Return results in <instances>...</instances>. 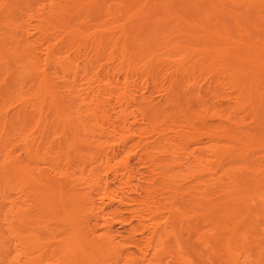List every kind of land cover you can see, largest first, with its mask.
Returning a JSON list of instances; mask_svg holds the SVG:
<instances>
[{"label":"bare ground","instance_id":"obj_1","mask_svg":"<svg viewBox=\"0 0 264 264\" xmlns=\"http://www.w3.org/2000/svg\"><path fill=\"white\" fill-rule=\"evenodd\" d=\"M0 264H264V0H0Z\"/></svg>","mask_w":264,"mask_h":264}]
</instances>
